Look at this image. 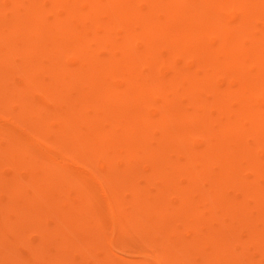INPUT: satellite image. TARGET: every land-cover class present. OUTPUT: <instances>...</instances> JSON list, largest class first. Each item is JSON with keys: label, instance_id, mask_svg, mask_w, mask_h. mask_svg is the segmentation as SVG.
Wrapping results in <instances>:
<instances>
[{"label": "bare ground", "instance_id": "bare-ground-1", "mask_svg": "<svg viewBox=\"0 0 264 264\" xmlns=\"http://www.w3.org/2000/svg\"><path fill=\"white\" fill-rule=\"evenodd\" d=\"M0 264H264V0H0Z\"/></svg>", "mask_w": 264, "mask_h": 264}, {"label": "rangeland", "instance_id": "rangeland-1", "mask_svg": "<svg viewBox=\"0 0 264 264\" xmlns=\"http://www.w3.org/2000/svg\"><path fill=\"white\" fill-rule=\"evenodd\" d=\"M14 78L16 80H18L19 79V75L18 74H15L14 75ZM10 110H11L10 112H11V114L13 116L16 117L18 115L17 108H16L15 105H12L11 108H10ZM15 117H13V118H15ZM14 122H15L14 123V126H15V128L17 130H19L20 132H23L24 134H29L30 133V129L24 123H21L18 120L14 121ZM32 234H33L34 237L36 236V234L34 232Z\"/></svg>", "mask_w": 264, "mask_h": 264}]
</instances>
